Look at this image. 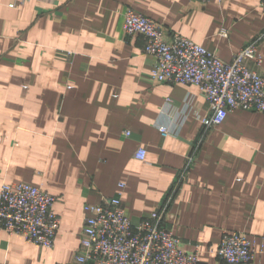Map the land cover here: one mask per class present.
I'll use <instances>...</instances> for the list:
<instances>
[{
  "label": "crops",
  "instance_id": "crops-1",
  "mask_svg": "<svg viewBox=\"0 0 264 264\" xmlns=\"http://www.w3.org/2000/svg\"><path fill=\"white\" fill-rule=\"evenodd\" d=\"M260 2L0 0V186H40L60 217L52 248L0 231V264H96L76 259L84 205L121 195L137 224L164 204L192 153L164 224L202 264H222L225 231L254 242L244 264H264V114L233 110L204 131L200 88L152 81L146 37L123 28L132 8L230 61L264 32ZM258 46L264 74V38Z\"/></svg>",
  "mask_w": 264,
  "mask_h": 264
},
{
  "label": "built area",
  "instance_id": "built-area-1",
  "mask_svg": "<svg viewBox=\"0 0 264 264\" xmlns=\"http://www.w3.org/2000/svg\"><path fill=\"white\" fill-rule=\"evenodd\" d=\"M197 1L205 4L211 0ZM260 6L264 9V0ZM123 28L129 36L146 37L145 53L155 58L152 81L200 88L208 103V114L201 117L204 131L222 124L233 110L264 114V74L254 68L262 64L258 45L264 32L232 60L225 61L190 38L178 33L167 35L160 23L132 8L125 12ZM159 129L164 137L173 133L165 125ZM136 158L145 160L146 150L140 148ZM194 160L192 153L164 204L137 224L126 213L121 195L85 204L81 249L76 259L96 264H202L200 252L183 249L181 240L164 224L167 207L176 198ZM55 203L56 196L37 185L19 182L0 186V231L20 235L45 248L54 247L60 231ZM215 253L222 264H244L254 260L256 250L243 232L225 231Z\"/></svg>",
  "mask_w": 264,
  "mask_h": 264
},
{
  "label": "rangeland",
  "instance_id": "rangeland-1",
  "mask_svg": "<svg viewBox=\"0 0 264 264\" xmlns=\"http://www.w3.org/2000/svg\"><path fill=\"white\" fill-rule=\"evenodd\" d=\"M70 55L72 54V53H69Z\"/></svg>",
  "mask_w": 264,
  "mask_h": 264
}]
</instances>
